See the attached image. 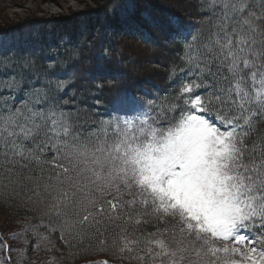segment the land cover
Wrapping results in <instances>:
<instances>
[{"label":"snow or ice","instance_id":"6c2138e0","mask_svg":"<svg viewBox=\"0 0 264 264\" xmlns=\"http://www.w3.org/2000/svg\"><path fill=\"white\" fill-rule=\"evenodd\" d=\"M198 5L170 21L182 106L120 94L89 119L54 62L0 58V190L44 206L37 250L58 232L129 264H264V0Z\"/></svg>","mask_w":264,"mask_h":264},{"label":"trees","instance_id":"16d2710c","mask_svg":"<svg viewBox=\"0 0 264 264\" xmlns=\"http://www.w3.org/2000/svg\"><path fill=\"white\" fill-rule=\"evenodd\" d=\"M1 1L0 10L10 6L14 0ZM93 1L96 4L89 13L74 17L0 24V58L8 56L21 61L31 56L41 71L54 62L60 69L61 78L69 82L67 95L64 96V99L70 100L66 110L73 113L79 110L81 115L89 113V119L107 118L117 95L147 96L145 90L155 92L157 102L167 96L169 101L182 105V101L176 98L184 83L179 73V69L184 67L181 60L184 41L171 39L175 29L170 21L173 18L179 20L183 14H188L194 22L199 20L198 0H191L194 5L185 4L184 8L171 0L163 3L156 0ZM187 6L191 10L185 13ZM154 48L162 52L158 59H153L157 61L138 69L140 75H149L151 80H134L132 75L137 73L130 71L133 66L128 54L130 49L138 57L146 58ZM173 69L177 71L175 77ZM120 73H125L126 78L120 79ZM258 129V132L264 131V122ZM43 211L42 204L26 203L0 190V235L4 236V241L0 243V258H4L7 251L15 264H90L99 260L129 263L118 259L119 254L112 255L111 248L99 251L94 242L85 241L80 245L77 240H71L65 243L58 232L51 233L52 244H41L37 250V238L31 232H23V229L26 224H39ZM44 219L47 222V217ZM154 230V226H146V231ZM39 231L48 235L44 227H40ZM13 233L21 235L10 239ZM53 244L55 247L47 251L46 247ZM3 245H8V248ZM21 250H25L23 259Z\"/></svg>","mask_w":264,"mask_h":264},{"label":"rangeland","instance_id":"374dc122","mask_svg":"<svg viewBox=\"0 0 264 264\" xmlns=\"http://www.w3.org/2000/svg\"><path fill=\"white\" fill-rule=\"evenodd\" d=\"M156 1H160L163 3L167 0H156ZM0 2L2 1L0 0ZM170 2H172L173 4L178 3L179 4L178 6L182 8H184L183 6L185 4H188L191 7L192 5H194L191 0H171ZM95 4L96 3L93 0H14L10 6H7L6 8L0 10V24L4 25L5 23L9 24V23L22 22L24 20H35V19L53 20L65 16L74 17L76 14L87 13V12L89 13L90 8H93ZM189 6H187L186 9L184 10L185 13H187L188 10H191V7ZM179 21H182L185 25L194 24L193 18L188 16V14L181 15ZM17 41L18 40L16 39L15 42ZM156 52H158L159 55L158 54L155 55L154 53ZM161 53L162 52L159 50V48H154V50H150L148 54L149 58L148 57L141 58L135 54L134 50L130 49V53L128 54L130 55L133 63L132 64L133 66L130 67V71L137 73V74H133L135 76L132 75V78L134 80L138 78L142 79V82H146V80L147 81L151 80L149 75H140V73H138V69L143 66L144 67L151 66L150 64H152V62L157 61L153 59L155 58L158 59ZM27 58L32 59L31 56ZM19 60H21L20 57ZM125 60H128L126 56H125ZM130 71L129 74H131ZM119 76L120 79L126 78L125 73H120ZM135 97L138 100L145 103L149 100H152V99H143L141 96L138 95H136ZM259 127H260V123L258 124V128ZM8 262L9 261L1 260L0 258V264H11L10 262L9 263Z\"/></svg>","mask_w":264,"mask_h":264}]
</instances>
